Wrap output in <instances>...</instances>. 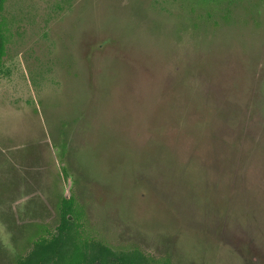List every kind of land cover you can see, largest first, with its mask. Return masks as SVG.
Returning <instances> with one entry per match:
<instances>
[{"label": "rangeland", "instance_id": "rangeland-1", "mask_svg": "<svg viewBox=\"0 0 264 264\" xmlns=\"http://www.w3.org/2000/svg\"><path fill=\"white\" fill-rule=\"evenodd\" d=\"M3 15L0 264L54 230L71 190L85 233L115 248L264 264V0H8Z\"/></svg>", "mask_w": 264, "mask_h": 264}, {"label": "trees", "instance_id": "trees-1", "mask_svg": "<svg viewBox=\"0 0 264 264\" xmlns=\"http://www.w3.org/2000/svg\"><path fill=\"white\" fill-rule=\"evenodd\" d=\"M7 1L0 0V69L7 50L8 25L3 15ZM65 169L62 175L66 179ZM57 210L56 228L51 233L40 231L27 241L24 250L14 257L15 264H175L170 256L155 257L136 245L115 248L87 235L84 210L77 205L73 193L59 198Z\"/></svg>", "mask_w": 264, "mask_h": 264}, {"label": "flooded vegetation", "instance_id": "flooded-vegetation-1", "mask_svg": "<svg viewBox=\"0 0 264 264\" xmlns=\"http://www.w3.org/2000/svg\"><path fill=\"white\" fill-rule=\"evenodd\" d=\"M62 177H63V176H62ZM63 179H64L65 181H69V175H67V178H66V179H65L64 177H63ZM71 194H72V190L70 191L69 194L66 193L65 196H66V195L69 196V195H71ZM57 224H58V223H57ZM56 226H57V225H56ZM55 228H56V227H55ZM55 228H54V229H55ZM44 230L47 231L48 233H51V232L53 231V230H49V229H47V228H45Z\"/></svg>", "mask_w": 264, "mask_h": 264}]
</instances>
